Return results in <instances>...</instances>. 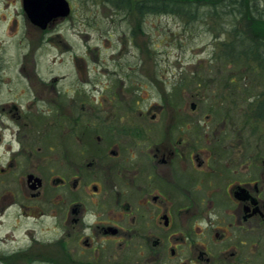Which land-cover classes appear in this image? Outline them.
Masks as SVG:
<instances>
[{"label": "flooded vegetation", "instance_id": "1", "mask_svg": "<svg viewBox=\"0 0 264 264\" xmlns=\"http://www.w3.org/2000/svg\"><path fill=\"white\" fill-rule=\"evenodd\" d=\"M21 69L0 72V264H264V90L207 105L201 76V105L182 83L143 105L135 75Z\"/></svg>", "mask_w": 264, "mask_h": 264}, {"label": "rangeland", "instance_id": "2", "mask_svg": "<svg viewBox=\"0 0 264 264\" xmlns=\"http://www.w3.org/2000/svg\"><path fill=\"white\" fill-rule=\"evenodd\" d=\"M69 1L71 16L44 33L28 22L22 0H0V72L15 76L25 64V73L39 74L43 79L77 73L86 78L89 66V79L101 75L98 83L103 86L100 90L123 76L124 86L128 85L130 81L126 75H135L134 78L141 80L143 105L149 102L165 105L164 96L179 83H182L181 88L175 90L185 92L177 102L201 105L199 93L203 82L198 87L201 76L207 80V105L215 98L219 104L228 105V98L221 96L234 89L228 83L233 77L239 89L264 90V69L261 67L264 62L256 60L253 52L248 56V51L244 50L247 49V35L243 44L236 41H240L244 35L241 32L246 31V22H241L239 17H216L212 8L203 4L197 7L198 13L205 15L202 19L200 15L195 20L171 14L149 15L142 31L135 12L125 14V11L106 5L104 0ZM256 1L264 10V0ZM237 28L240 31L237 32ZM86 52L89 65L82 60L83 68L76 71L71 66L72 59L76 60L77 55L87 57ZM145 58L151 61H140ZM140 63L141 68L135 66ZM149 68L153 73L150 78L146 76ZM260 74L263 75L258 78ZM70 83L78 82H65L62 90L70 89ZM86 89H90L89 86Z\"/></svg>", "mask_w": 264, "mask_h": 264}, {"label": "trees", "instance_id": "3", "mask_svg": "<svg viewBox=\"0 0 264 264\" xmlns=\"http://www.w3.org/2000/svg\"><path fill=\"white\" fill-rule=\"evenodd\" d=\"M103 2L125 11V14L137 13L140 21L139 30L142 31L143 23L149 15L171 14L195 20L200 15L197 7L204 5L212 8L216 17H239L241 22H246L244 23L246 31L241 32L244 34L241 35L243 38L236 41L243 44L247 35L248 43L245 44L247 49L244 50L248 51V56L253 52L256 55V60L264 62V10L257 6L256 0H104ZM204 17L205 15H200L201 19ZM236 31L240 30L237 28ZM261 67L264 69L263 65Z\"/></svg>", "mask_w": 264, "mask_h": 264}, {"label": "water", "instance_id": "4", "mask_svg": "<svg viewBox=\"0 0 264 264\" xmlns=\"http://www.w3.org/2000/svg\"><path fill=\"white\" fill-rule=\"evenodd\" d=\"M23 8L30 21L42 28L53 18L67 17L71 13L68 0H23Z\"/></svg>", "mask_w": 264, "mask_h": 264}]
</instances>
